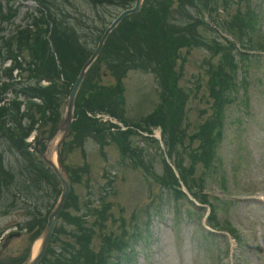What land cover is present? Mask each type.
Instances as JSON below:
<instances>
[{
    "label": "rangeland",
    "instance_id": "1",
    "mask_svg": "<svg viewBox=\"0 0 264 264\" xmlns=\"http://www.w3.org/2000/svg\"><path fill=\"white\" fill-rule=\"evenodd\" d=\"M69 1L73 3L80 12L87 14L89 17H95L94 11L88 6L87 8L82 0ZM250 4L255 8L256 13L260 15L261 33L264 34V0H251ZM30 9H33L32 5H23L21 8V14L14 23L15 26L22 24V14ZM108 9L109 6L103 7L101 10H99V13L101 14L102 12H106ZM66 10L70 13L73 22L74 11L71 9L69 4L67 5ZM173 10L179 12L177 6H173ZM233 11L234 9H232L230 13L232 14ZM177 12H174L176 16L184 17L181 12L178 14ZM109 13L110 15L115 14L113 11H109ZM91 14H93V16H91ZM76 21H74V24ZM89 23L90 20L88 21V26ZM206 36H209V34ZM87 46L92 48L94 46V42L89 40L87 42ZM205 56V53L201 50H195L189 55H185L184 52L181 54V57L185 58L183 64L180 61L178 63V71H181L182 73L180 80V85L182 87L186 88L192 86V89H194L193 83L196 81V79L204 77L202 63L205 59ZM259 67L261 68L260 75H258L259 86L264 91V63H261ZM238 76L240 78V75ZM127 79V86L129 90H127L125 93L126 102H130V105H134L136 108L130 109L127 107L126 118L138 120L140 117H144L150 113V111L156 106L158 98L155 79L152 75H142L141 73L137 72L129 73ZM102 83L107 85L112 83L111 77H102ZM200 107H204V105ZM242 138L244 141L246 140L244 134L242 135ZM244 141L237 143L236 148L237 154H240L242 157H244V161L246 160L245 164L248 166L249 159L247 151L244 149ZM138 143L140 146H143V148L149 154L154 155V169L160 174L162 172L160 157L159 155L154 154V152L157 150H154L151 144L145 143L144 145V143L140 141H138ZM225 149H227V147L222 144L218 151L220 157H224ZM3 153L5 168L12 171L16 175V179L18 181L16 183L22 184L25 177L20 176V172H25L24 170H26L25 167L27 165L26 161L18 153H16V155L8 154L9 152H7L6 148L3 149ZM262 158V164L257 166L258 175H256V177L264 188V153L262 154ZM119 160L120 156L118 155L115 146L105 147L104 151L101 152L98 145H96L93 141L88 142L87 147L84 148V153L77 149L69 153L68 160L65 162L69 169H79L83 166L88 168V173L83 175V178L86 181L79 185H72L73 192L81 205L90 203V207H88L89 210L99 209L95 199H97L101 193V187H106L107 182L112 179L115 183H113L111 186L108 202L111 203L113 208L112 212L115 214L123 212L125 216L129 217L130 214L133 213V210L139 211L146 208L150 203V200L147 196V190L149 189L153 190L154 196L155 193L156 195L164 194V199H168L169 192L165 191L163 186L162 188L159 187L149 178H145V175L141 171L129 169L124 164L119 163ZM253 167L254 166L248 168L245 167V169H239L236 171L234 178H237V185L234 186L233 184H230L231 180L225 184V191L223 192H228L227 196H224L221 190L220 182L205 179V191H211L220 201L222 208H224V210H222L224 217L227 219L229 213H235L236 217L239 215L243 218H246L249 221V224L252 226L256 221L264 222V207L257 205L252 198L242 201L243 203L231 201H233V197H242V195L246 196L244 199L249 197V192L251 191L250 170ZM197 176L199 175L197 174ZM146 181H148V183H146ZM55 189V186L52 187L51 185L43 184L41 185V189L37 192L39 195L37 197L38 199L34 198L35 194L31 195V198L25 196L23 200L28 202L27 204L29 207L27 212L21 207L12 209L9 208L7 204L2 205L0 209V237H2L5 231L16 227L17 224L23 226L27 221H29L31 217L27 214L28 210H34L35 206L39 207L44 204L45 207L51 209L57 200L55 197ZM247 191L249 192L242 194V192ZM237 194L240 196H237ZM47 195H52V199L48 200V198H45ZM43 200L45 201L42 204L41 202ZM192 204L193 205H189L186 201H182L181 207L183 208V211H196L195 207H197V205L195 203ZM161 210L162 212L159 219H152L153 234L151 231L149 232V244H151V250L154 251L152 255L148 253V257L147 255H137L136 262L138 261V263L135 264H214V259L211 258V253L204 252L200 248V244L198 242V235L201 233L199 226H201V223L203 225V221L200 222L199 216L195 214L194 217L190 218L187 223L183 225L181 230V244H178L175 237L173 236L174 232H172V222L174 220L172 206L165 203ZM46 211V208L41 209L42 214H45ZM68 211L72 215L77 216L90 213L84 207L81 208L80 212H75L73 210ZM196 213L199 212L196 211ZM62 223V220H58L57 227L62 225ZM251 230L253 231V228ZM192 231H195L193 236L191 234ZM58 239L59 238L56 236L55 240ZM60 239L66 240V237L62 236ZM30 244L31 239L29 233H24L22 237L13 239H7V237H4V239L0 241V261L9 262L10 260H17L26 257ZM98 244L99 243H97L95 240L94 245L97 246ZM51 248H54L53 244L51 245ZM235 255L236 257L239 255L237 251ZM238 259L242 260L241 257ZM227 261L228 260H224L223 262L225 263Z\"/></svg>",
    "mask_w": 264,
    "mask_h": 264
},
{
    "label": "trees",
    "instance_id": "2",
    "mask_svg": "<svg viewBox=\"0 0 264 264\" xmlns=\"http://www.w3.org/2000/svg\"><path fill=\"white\" fill-rule=\"evenodd\" d=\"M41 7L48 11V18L53 24V33H52V44L54 49L59 54L60 58L62 53H65L66 58L64 60V65L67 63L68 68H72L71 72L65 74V80L67 82H72L76 76V73L86 58V49L83 45L79 43V38H77L76 32L72 29L62 27L58 23L56 13L48 7L44 0H35ZM102 1H111V0H93V2H102ZM15 16V13L8 14L3 16L2 19L6 22H10ZM32 19V24L27 26L24 30L17 32L12 38L5 40L3 37L0 38V53L6 58H10L14 62V67L20 70L21 82L11 83L4 85V91L12 89L16 96L23 95L27 100L31 98H39L43 101L42 105H37L31 103L30 101L24 102L25 113L23 117L27 119L28 123L32 126L38 122L40 119L49 120L50 124L54 126L59 118V108L62 97L65 93V86L60 89L56 84H53L47 89H40L38 83L41 78L55 80L57 78V69L54 65L50 50L45 41L46 22L42 14L39 17L30 16ZM134 23H137V20H133ZM160 24L158 27L153 24H149L147 21L142 20L145 28H140L139 30L131 31L129 28L124 30L125 41L130 44V38H135L138 42L141 39V33L146 29L147 32L153 37L156 38L157 45H160L162 48H167L165 41L166 32L164 30V25L159 17ZM129 27H133L132 24H128ZM190 31V27L187 28ZM191 32V31H190ZM170 33V31H169ZM192 34V33H191ZM168 35V34H167ZM170 43L174 44L175 42L181 41V38H175L174 34H171ZM193 35V34H192ZM129 39V40H127ZM151 44V43H150ZM136 50V49H133ZM24 55H27L28 59ZM168 55L166 56V58ZM20 58L21 61L18 59ZM132 65L137 64V62H130ZM117 66H123V64H117ZM8 77L12 80L10 72H8ZM58 80V78L56 79ZM89 93V91H88ZM82 95L80 94V97ZM107 98V97H106ZM109 100L98 101L91 98L86 100L81 97L80 101L77 103V124H75L79 129L88 128L90 126V121L86 118L85 111H96L101 109L112 110V105L108 103ZM12 108H6L0 110V118L5 115L18 116L19 108L22 105L19 101H12ZM99 108V109H96ZM38 116V117H36ZM74 125V127H75ZM36 172L37 179L42 177V170L32 166ZM111 244L114 247L118 246L117 240H111ZM76 263L82 264L80 262V257H76ZM85 264H101V262L93 254H89V260Z\"/></svg>",
    "mask_w": 264,
    "mask_h": 264
},
{
    "label": "water",
    "instance_id": "3",
    "mask_svg": "<svg viewBox=\"0 0 264 264\" xmlns=\"http://www.w3.org/2000/svg\"><path fill=\"white\" fill-rule=\"evenodd\" d=\"M105 37H106V36H104L103 40L105 39ZM103 40H101L99 46L96 48L95 52L93 53V55L91 56V58L89 59V61L86 63L85 67L82 69V71H81V73H80V75H79V77H78V79H77V81H76V83H75V86H74V88H73L74 90H73V92H72V94H71V97H70V99H69V101H68V103H67V114H66V116H65V119H64V121L62 122L61 126H60V127L54 132V134L52 135L51 139H52V138L58 133V132H57L58 130H64V127H65L66 125H68V124L71 122L72 115H73V104H74V100H73V98H74V94H75L76 90L78 89L80 82H81L82 79H83V76H84V73H85L86 69H87V68L89 67V65L94 61V59L98 56V54H99V52H100V50H101V48H102ZM51 139H50V140H51ZM59 169H60V171H63L62 168H61V166H59ZM62 173H63V172H62ZM57 175H58L59 177H61L62 180H63V179H64V180H67V179H66V176H65L64 174H61V172H57ZM66 195H67V192L64 191V192L62 193V196H61V200H60V202L58 203L56 209H55V210L53 211V213H52L54 217H55L56 214L60 211V208H62V206H63V204H64V202H65ZM52 225H53V224H52V222H51V223L49 224L48 228L46 229V232H45V238H48V236H49V234H50V232H51V229H52Z\"/></svg>",
    "mask_w": 264,
    "mask_h": 264
},
{
    "label": "bare ground",
    "instance_id": "4",
    "mask_svg": "<svg viewBox=\"0 0 264 264\" xmlns=\"http://www.w3.org/2000/svg\"><path fill=\"white\" fill-rule=\"evenodd\" d=\"M1 69H2L3 71H8V70H9L7 64H3L2 67H1ZM37 247H38V244H36V246H35V251L37 250Z\"/></svg>",
    "mask_w": 264,
    "mask_h": 264
}]
</instances>
